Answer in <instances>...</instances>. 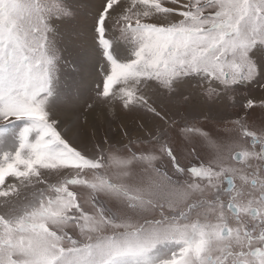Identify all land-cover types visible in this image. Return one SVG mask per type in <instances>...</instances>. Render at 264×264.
Returning a JSON list of instances; mask_svg holds the SVG:
<instances>
[{
    "label": "snow or ice",
    "instance_id": "snow-or-ice-1",
    "mask_svg": "<svg viewBox=\"0 0 264 264\" xmlns=\"http://www.w3.org/2000/svg\"><path fill=\"white\" fill-rule=\"evenodd\" d=\"M257 108L264 0H0V264H264Z\"/></svg>",
    "mask_w": 264,
    "mask_h": 264
},
{
    "label": "rangeland",
    "instance_id": "rangeland-1",
    "mask_svg": "<svg viewBox=\"0 0 264 264\" xmlns=\"http://www.w3.org/2000/svg\"><path fill=\"white\" fill-rule=\"evenodd\" d=\"M88 2L89 0H72V3L78 10L81 22H83L88 14ZM74 27L75 25H73V28ZM62 31L64 34L61 37L60 46L62 48L64 60L62 61L61 77L66 83L74 86L79 85L80 91L86 92L92 86L88 76L92 68L88 61L87 53L72 34V29L64 28ZM77 114L78 113H68L65 117L66 121L74 119V116ZM102 115L103 118H101ZM83 119V117H80L81 122H83ZM91 119L95 121L90 124L88 135L91 136L93 132H98V135L103 137L105 131L109 128L114 131L116 124L119 123L121 119H124V117L121 114H109L106 118L104 114L96 112ZM98 119H100V121H96ZM262 119H264V113L257 108V110L252 113V120L259 125ZM128 123L130 124L131 120H128Z\"/></svg>",
    "mask_w": 264,
    "mask_h": 264
},
{
    "label": "bare ground",
    "instance_id": "bare-ground-1",
    "mask_svg": "<svg viewBox=\"0 0 264 264\" xmlns=\"http://www.w3.org/2000/svg\"><path fill=\"white\" fill-rule=\"evenodd\" d=\"M95 113H93V115H94ZM93 115H90L89 116V121H90V124L92 123V122H94L95 120L93 119H91V117H93ZM96 116V115H95ZM101 118H103V115L101 116ZM96 121H100V119H98V120H96ZM94 124V123H93ZM96 125V124H95ZM99 134V133H98Z\"/></svg>",
    "mask_w": 264,
    "mask_h": 264
}]
</instances>
